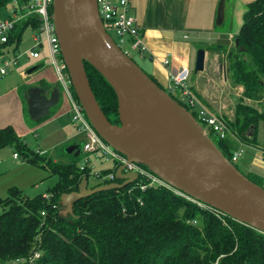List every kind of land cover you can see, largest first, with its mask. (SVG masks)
<instances>
[{
	"label": "trees",
	"instance_id": "obj_1",
	"mask_svg": "<svg viewBox=\"0 0 264 264\" xmlns=\"http://www.w3.org/2000/svg\"><path fill=\"white\" fill-rule=\"evenodd\" d=\"M29 1L0 0V9L13 8L14 2L24 6ZM11 18L10 14L5 19ZM39 26V20L34 17L17 23L8 42L0 43V57L3 53L16 56L25 31H36ZM214 49L212 46L206 51L214 52ZM230 55L232 82L241 86L251 100H262L264 0L247 5L244 23ZM134 56L143 62L149 57L148 54L143 59ZM43 64H38L35 71ZM85 68L106 117L112 124H119L118 99L113 88L88 62ZM142 69L163 88L150 72ZM38 88L48 94L60 90L57 86L52 89L45 81ZM32 89L25 92L27 110ZM73 93L76 96L74 90ZM192 114L197 118L196 112ZM261 121L264 115L255 108L238 104L234 120L227 121L230 134L225 139L214 137V142L241 173L263 187L264 176L259 170L248 165L250 170L243 172L233 162L241 144L258 146L255 138ZM251 125L256 126L253 139L246 136ZM7 147H14L26 162L47 169L59 180L46 195L29 198L18 187H11L8 197L0 198V264L15 261L17 264H264V233L209 207L201 208L198 203L164 188L141 190L137 184H131L121 190L96 193L76 202L73 214L65 216L62 195L78 191L82 181L93 176L94 169L89 165L81 168L77 164L80 155L75 156V152L65 151L69 159L63 164L32 150L12 126L0 129V150ZM116 170L112 165L99 170V174L103 177ZM109 183L97 181L91 188Z\"/></svg>",
	"mask_w": 264,
	"mask_h": 264
},
{
	"label": "water",
	"instance_id": "obj_2",
	"mask_svg": "<svg viewBox=\"0 0 264 264\" xmlns=\"http://www.w3.org/2000/svg\"><path fill=\"white\" fill-rule=\"evenodd\" d=\"M51 18L72 88L98 135L130 162L146 166L195 202L264 233V187L241 173L195 116L122 51L104 27L97 0H53ZM205 61L206 50L200 49L195 73L205 70ZM85 62L113 88L119 124H112L99 105ZM60 99L58 89L49 95L40 88L33 89L28 100L29 116L41 121ZM255 131L256 126L251 125L246 136L252 138ZM82 150L80 142L65 151L79 156ZM124 168L116 170L118 182L91 188L84 179L78 191L62 195L63 214H73L76 202L96 193L134 184L137 174L123 173Z\"/></svg>",
	"mask_w": 264,
	"mask_h": 264
},
{
	"label": "rangeland",
	"instance_id": "obj_3",
	"mask_svg": "<svg viewBox=\"0 0 264 264\" xmlns=\"http://www.w3.org/2000/svg\"><path fill=\"white\" fill-rule=\"evenodd\" d=\"M228 2H231V4ZM226 4L230 7L226 10L227 13L230 14V20L227 19L229 24L226 22L218 26V30L224 33L206 35L205 40H194L193 42L192 65L188 86L201 100L207 103L208 108L215 115L227 122L228 120H234L235 109L238 104L251 106L264 115V92L262 93V100L254 101L248 97L241 86L232 82L230 54L235 47V37L239 32L238 30L244 23L246 8L243 9L239 0H227ZM12 9V6L0 9V19L8 18L12 13ZM36 31H32L31 29L25 31L22 42L16 52V56L19 57V64L21 63L22 69L30 67L33 64L44 63L43 67L37 71L35 77H37V75L44 76L47 82L52 84L56 83L54 87H59L61 92L60 102L51 109L48 116L37 122L29 116L26 105L24 106L25 111L23 114L21 110L19 111V107H16L14 104L9 108L8 112L4 110L5 105L8 103L10 105L11 103V94L7 95L0 100V113L3 110V113L7 112L6 121L3 125L0 124V128L13 125L12 127L15 129L16 133L23 139L28 147L46 154L58 163L65 164L68 163L69 159L65 154V150L75 143H80L84 139V136L79 134L76 130L72 115L71 118L66 117L64 122L62 120L53 121V116L57 110L56 108H60L63 103L68 104L69 100L64 93L61 83L57 82V78L51 66L48 65L49 57L42 52V58L35 60L29 58V53H26L30 51L34 45L33 36ZM228 31H233L230 37L228 36ZM212 46L215 48L214 52L206 51L205 70L195 73L194 68L197 52L200 49L206 50L208 47ZM11 49L12 48H10L9 51H12ZM9 55L12 56V54ZM133 58L139 62L142 68L147 70V66L143 61L136 59L135 56H133ZM19 79L17 68L9 71L0 83V89H3V84L10 85L9 82ZM31 87L33 86L22 83L21 90L28 92ZM11 90L12 89H9V91ZM3 92H5V90ZM47 95L49 94L47 93ZM16 108H18V111ZM210 137L213 140L215 139L214 136ZM250 139H253V137ZM61 141L64 142L61 144ZM255 141L258 143L259 147L264 148V121H261L259 124ZM241 150L243 151L242 155L236 164L243 172H248V170H250L248 165L251 166L250 163L254 157L253 150L250 146L245 144H241L238 151ZM14 153V147H7L0 150V173H3L0 176V198L8 197V190L14 185H16V187L18 186V188L20 187L19 189H21L26 196L33 198L37 195L47 193L57 184L59 180L57 175L51 174L45 168L26 162L22 156H20L19 160L15 159ZM84 158L85 154H81L78 157L77 164H82ZM4 164H8V168ZM89 165H94V169L95 166L97 169L109 166L105 163L102 164V162L96 159H92ZM96 183L97 180L92 176V178L89 179V187L94 186ZM13 264H17V262L15 261Z\"/></svg>",
	"mask_w": 264,
	"mask_h": 264
},
{
	"label": "built area",
	"instance_id": "obj_4",
	"mask_svg": "<svg viewBox=\"0 0 264 264\" xmlns=\"http://www.w3.org/2000/svg\"><path fill=\"white\" fill-rule=\"evenodd\" d=\"M52 3L53 0H30L26 5L19 6L18 2H14L11 13L12 18L0 19V43L8 42L9 36L14 31L17 23L32 17L39 20L40 26L33 36L34 45L32 49L26 53H29V58L35 60L42 58V52L49 57L48 65L54 70L57 82L61 83L64 93L68 97L70 113L76 130L79 134L84 136L82 140V154H85V158L84 162L81 164V168L89 165L92 159L111 164L117 167V169L124 166L123 173L137 174V180L134 184H137L141 190H146L147 188H164L195 202L188 196L166 184L142 164L130 162L126 156L114 150L94 130L82 105L73 93L71 78L62 58L59 39L56 35L55 25L51 18ZM97 3L99 15L104 27L114 40L116 38L115 42L117 45L129 57H133L137 54L140 59H143L147 51L143 44V35L136 24L134 16L131 14L130 0H97ZM148 56V59L152 61L157 59L155 54H148ZM163 64L165 66L169 65L170 60L165 57L163 59ZM18 65V56H10L9 53H3L0 57V83L9 71L16 69ZM189 78L190 70L188 68H183L178 74L171 75V85L167 88L168 93L180 104L184 103L190 107L191 113L196 112V119L209 135L217 139L227 138L228 134L231 132L228 123L221 119V117L215 115L208 106L191 91L188 86ZM242 152L241 150L234 153V163L239 161ZM15 157L17 158L18 154H15ZM91 166L94 169V165ZM99 173V170L94 169L93 177L98 182L109 181L113 183L116 180V172L103 177ZM195 203H198L201 208L207 207L199 202ZM42 215L45 214L42 213ZM35 256L38 257V253Z\"/></svg>",
	"mask_w": 264,
	"mask_h": 264
},
{
	"label": "crops",
	"instance_id": "obj_5",
	"mask_svg": "<svg viewBox=\"0 0 264 264\" xmlns=\"http://www.w3.org/2000/svg\"><path fill=\"white\" fill-rule=\"evenodd\" d=\"M239 1L243 9L246 8L247 10V5L255 0ZM226 2L227 0H130V11L143 35V44L147 54H155L157 57L155 61L148 59L144 63L148 72L158 80L163 88L167 89L171 85V75L178 74L183 68L191 69L194 40L201 41L206 39V35L224 33L218 30L217 27L226 22L229 24L227 19L230 20V14L226 10L230 8L227 4H231V2L227 4ZM231 32L233 31H228L229 37L232 34ZM165 57L170 60V64L167 66L163 64ZM37 65L33 64L22 69L20 63L17 67L20 79L12 80L13 82H9L10 85L3 84V89H0V100L11 94V103L10 105L9 103L6 104L4 110L8 112L14 104L19 107V111L21 110L23 114L26 93L21 90L22 83L33 86L31 88L35 89L38 88L39 83L45 81L52 89L54 88L56 83L47 82L44 76L37 75L35 77L37 71L29 73L30 69ZM9 89L12 90L9 91ZM4 90L5 92H3ZM202 101L207 106V103L204 100ZM4 110L0 113L1 125L6 121L7 112L3 113ZM16 110L18 111V108ZM66 117L71 118L69 103H63L60 108H57L53 121L62 120L64 122ZM64 141H61V144ZM250 148L253 150L254 155L250 164L264 176V148L259 146ZM15 154L16 152L14 158L19 160L20 155L16 158ZM4 165L8 168V164ZM108 165L102 169L112 167L111 164ZM95 169L101 170L97 169L96 166ZM2 174L0 173V176ZM12 187H16V185Z\"/></svg>",
	"mask_w": 264,
	"mask_h": 264
}]
</instances>
